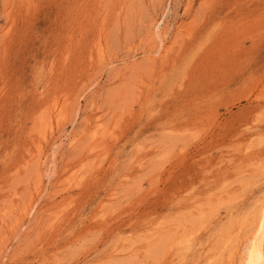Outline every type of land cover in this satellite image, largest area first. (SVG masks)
Masks as SVG:
<instances>
[{
    "label": "rangeland",
    "instance_id": "obj_1",
    "mask_svg": "<svg viewBox=\"0 0 264 264\" xmlns=\"http://www.w3.org/2000/svg\"><path fill=\"white\" fill-rule=\"evenodd\" d=\"M263 215L264 0H0V264H246Z\"/></svg>",
    "mask_w": 264,
    "mask_h": 264
},
{
    "label": "bare ground",
    "instance_id": "obj_2",
    "mask_svg": "<svg viewBox=\"0 0 264 264\" xmlns=\"http://www.w3.org/2000/svg\"><path fill=\"white\" fill-rule=\"evenodd\" d=\"M260 225L261 231H259L256 237L254 236L255 238H251L253 240L250 247H248L246 264H264V215L262 216Z\"/></svg>",
    "mask_w": 264,
    "mask_h": 264
}]
</instances>
